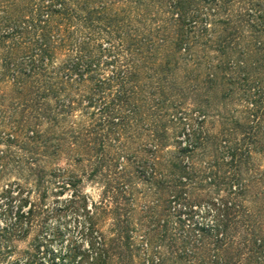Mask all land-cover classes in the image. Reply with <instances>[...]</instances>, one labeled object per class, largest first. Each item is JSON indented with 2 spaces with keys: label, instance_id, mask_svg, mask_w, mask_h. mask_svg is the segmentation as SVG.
Listing matches in <instances>:
<instances>
[{
  "label": "trees",
  "instance_id": "1",
  "mask_svg": "<svg viewBox=\"0 0 264 264\" xmlns=\"http://www.w3.org/2000/svg\"><path fill=\"white\" fill-rule=\"evenodd\" d=\"M223 16L218 21L226 25L223 34L208 39L207 31ZM210 44L219 62L208 63L205 80L195 82L191 67L201 68L196 59L205 57ZM196 50L203 57L194 56ZM205 86L242 106V119L226 108L230 115L222 117L218 135L205 133L213 151L209 166L217 171L199 179L188 167L173 165L175 171L159 185L191 212L197 203L185 195L196 180L210 181L227 196L210 199L211 226L189 224L186 236L171 247L181 251L182 264H264V219L246 214L243 204L254 184L249 180L234 191L243 174L252 172L253 154L264 152V0H0V107H11L12 116L21 110L23 129L35 126L26 136L33 147L23 149L50 153L58 162L62 154L78 151L75 166L95 167L89 175L108 183L106 197L115 190L112 201L102 203L114 217L118 238L109 245L103 234L94 238L97 223L89 212L88 234L94 239L80 264H109L112 249L128 239L122 208L128 198L120 190L128 140L146 136L155 142L154 153L141 150L152 157L134 164L156 163L170 139L169 127L182 123L169 113L175 94L187 100ZM78 111L82 118L76 121ZM43 124L49 126L44 133L37 130ZM188 126V134L197 135ZM179 148L187 153L190 146ZM138 173L147 183L154 179ZM157 258L150 264L163 263Z\"/></svg>",
  "mask_w": 264,
  "mask_h": 264
},
{
  "label": "rangeland",
  "instance_id": "2",
  "mask_svg": "<svg viewBox=\"0 0 264 264\" xmlns=\"http://www.w3.org/2000/svg\"><path fill=\"white\" fill-rule=\"evenodd\" d=\"M225 19L226 16L220 17L209 28L208 39L217 37V31L223 34L226 25H218V21L224 22ZM210 46L204 52V58L196 59V63H202L201 68L191 67L193 76H196L195 82L205 80L208 63L215 67L219 62V53L214 50L216 46ZM202 52L196 50L194 56L203 57ZM237 57L238 54H233V58ZM62 59L59 56V61ZM204 71L205 77L201 76ZM182 76L183 71H179L176 80L179 81ZM194 95L184 100L178 93L175 94L169 113L171 120L176 122L179 119L182 123L169 127L170 139L165 141V147L156 156V163L149 162L144 168L134 164L152 157L141 150L154 153L151 147L155 142L146 136L128 140L130 148L123 154L125 160L122 159L121 167L126 169L127 175L121 182L123 187L120 190L126 191L128 198V201H122V208L129 236L122 239L119 248L112 249L109 264H150L149 260H158L157 257L163 259L162 264H182L178 261L181 251L176 253L171 247L173 240L185 237L189 224L196 227L214 223L215 209L210 199L217 202L225 198L227 194L221 190L223 188L210 185V181L196 180L187 188L185 195L188 200L197 203L191 212L185 210L182 204L175 203L169 188L163 189L159 185L175 171L173 165L188 167L189 172L199 179L217 171L209 166L213 151L205 144V133L218 135L222 117L230 115L223 112L226 108L238 111L235 117L242 119L243 107L236 105L231 98L219 99V96L209 93L206 86L204 92ZM20 111H17L18 114ZM12 112L11 107H0V264H80L82 255L91 252L94 238L99 241L103 234L108 245L118 238L112 226L114 217L103 208L107 203H102L105 198L112 201L110 197L115 190L106 197L108 183L100 176L91 178L89 175L95 167L75 166L73 160L78 157V151L62 154L59 162L49 157L50 153L45 156L39 152L40 156L25 151V145L33 147L26 136L28 130H34L35 126L23 129L19 123L21 117L18 114L12 116ZM76 115L79 118L76 121L81 120L82 112L78 111ZM188 124L196 128L197 135L188 134ZM48 129L49 126L43 124L37 130L44 133ZM54 131L59 133L60 130ZM180 144L183 149L186 145L190 146L189 152L183 153ZM257 151L258 154H253L252 172L243 174L234 191L252 180L254 186L243 198L244 208L246 214L264 219V152ZM138 171L144 172L147 178L153 175L154 179L148 183L142 181L137 177ZM129 178H133L132 181ZM89 212L94 214L97 223L94 238L88 234ZM17 220H20V225H17ZM254 229L260 230L257 226ZM240 231L243 232L242 229ZM181 244V240H177L180 248Z\"/></svg>",
  "mask_w": 264,
  "mask_h": 264
}]
</instances>
